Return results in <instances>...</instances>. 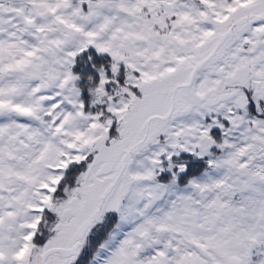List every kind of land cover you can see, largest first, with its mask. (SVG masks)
<instances>
[{"label":"snow or ice","instance_id":"snow-or-ice-1","mask_svg":"<svg viewBox=\"0 0 264 264\" xmlns=\"http://www.w3.org/2000/svg\"><path fill=\"white\" fill-rule=\"evenodd\" d=\"M0 264H264V0H0Z\"/></svg>","mask_w":264,"mask_h":264}]
</instances>
